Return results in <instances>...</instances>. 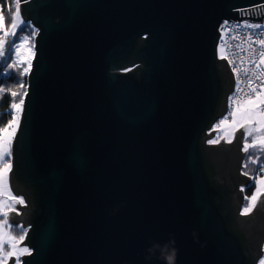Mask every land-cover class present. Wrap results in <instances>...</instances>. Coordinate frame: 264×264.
<instances>
[{"label":"water","instance_id":"95a60500","mask_svg":"<svg viewBox=\"0 0 264 264\" xmlns=\"http://www.w3.org/2000/svg\"><path fill=\"white\" fill-rule=\"evenodd\" d=\"M260 2L21 0L39 29L9 172L23 264H259L264 192L241 214L252 123L208 142L235 85L219 28L263 22L264 4L243 9Z\"/></svg>","mask_w":264,"mask_h":264},{"label":"snow or ice","instance_id":"6c2138e0","mask_svg":"<svg viewBox=\"0 0 264 264\" xmlns=\"http://www.w3.org/2000/svg\"><path fill=\"white\" fill-rule=\"evenodd\" d=\"M25 3L28 2V0H24ZM252 11H255V9H252ZM21 12V0H15V14L11 16L10 18V25L13 29L12 36H13V42L11 47H9L8 52L12 51V48H15L17 55H19L20 46L15 44L16 39H20V37L17 35V32H23L26 28L31 27V25L27 22L21 21L20 24H17V17L20 16ZM0 20H3V17H0ZM244 27L246 28H255L260 29L264 28V25L261 24H253V23H247L245 22ZM221 33L223 35H226L229 31V22L224 21L221 25L220 29ZM29 40V36H24L21 43H26ZM249 40H251V36H249ZM258 43L261 46H264V39H260ZM249 47H251V44H249ZM31 51V49H29ZM6 55L4 51H0V58H3ZM260 57V63H264V51H261L259 53ZM23 64V61H13L9 67H16L17 64ZM257 67H259V64H257ZM32 68V64L30 62L27 63L26 67H23L19 72L18 76L23 77L24 75L29 73V70ZM236 71V69H233ZM19 82V81H18ZM251 84V81H249ZM19 86L21 88H25V85L23 83H20ZM239 90V88H238ZM251 91L255 94V98L253 96H248V105L250 107H247L245 111L242 114V123L241 127H244L246 123H252L253 120L258 116L259 124L261 128H264V109H260V105H264V98H260V93L256 91L255 88H252ZM27 91L25 90L23 95L21 96L19 102H15L12 98H14L17 93L11 92L10 93V101H11V110H16L17 115L20 111H22V106L25 103V97L27 96ZM259 110V111H257ZM10 116H12V112L9 113ZM10 125H13L14 127H11V130L5 129L3 134L0 135V162L3 163V167L0 168V195H3L5 197V201L8 202L7 209L5 208L4 204L5 201H0V257H2L3 261H6L9 258L15 257L13 260V264H23L20 257L24 254H31V251L28 247H18V245L25 239V235L21 234L19 235V239H17L15 236L11 235L12 231V222L9 217V212L16 211L17 214L18 210L13 208L11 206V201H15V203L24 205L25 201L23 198H17L16 196L12 195L10 188L8 187L6 183V174L8 170H10L11 164H10V155H11V141L12 138L15 135L16 128L18 127V120L15 116H12V119L10 121ZM259 131V129H256ZM247 136L244 134L241 135L240 139L242 141V149L245 153L249 151L250 148H255L257 146V138H253L251 143H248L247 137L252 136V130L246 129ZM219 141L217 139L209 140V143L215 144ZM231 142V141H229ZM259 143L261 145H264V138H259ZM261 151H264V147L261 148ZM259 160V157H256L252 162L255 163ZM247 167V165H245ZM261 177H264V167L257 170ZM247 175V173H245ZM257 181L254 180L253 184L254 187L256 185ZM260 184H264V178L259 180ZM261 189L259 187H256V194H254L251 197L252 201H255L257 199V195L260 193ZM249 211L248 208L244 209V212L247 213ZM16 227L19 228L22 232L24 231L23 225L16 224ZM5 246L9 249L8 251H4ZM175 255L174 251L169 252L167 264H171L172 258ZM2 264V262H0ZM260 264H264V259H261Z\"/></svg>","mask_w":264,"mask_h":264},{"label":"rangeland","instance_id":"374dc122","mask_svg":"<svg viewBox=\"0 0 264 264\" xmlns=\"http://www.w3.org/2000/svg\"><path fill=\"white\" fill-rule=\"evenodd\" d=\"M1 17H3V20H0V27H1V29L3 30V37H2V40H1V42H0V45H1V49H0V51L2 50V48H3V46H4V43H5V40H6V37L8 36V35H12V32H13V29L11 28V26H10V24H8L7 23V18L6 17H4V16H2L1 15ZM21 21H24V22H27V23H29V24H31L32 22L31 21H28V20H25L24 18H23V16H22V14L20 13V16L19 17H17V24H20V22ZM34 24V23H33ZM35 25V24H34ZM38 29V28H37ZM38 32H39V29H38V31H34V30H30L29 31V33H26L25 31H23V32H20L19 34H18V36L20 37V39H17V41H16V45H19L20 46V51H19V55H17V53H16V50H15V48H14V53H13V60H15V61H23L24 63L23 64H20V63H18L19 64V66H22V67H26L27 66V63L28 62H30L31 64H32V62H33V58H34V55H35V41H36V37H37V35H38ZM24 36H29V40H28V42H26V43H21V41H22V39H23V37ZM29 49H31V51H29ZM226 57V51H225V49L223 48V47H219L218 48V58L219 59H222V58H225ZM32 69V68H31ZM31 69L29 70V73L28 74H26V75H24V76H28V75H30V73H31ZM23 76V77H24ZM230 96H231V94H230ZM260 98H264V89H263V92H262V95L260 96ZM247 107H250L249 105H248V100H245V101H243V102H240L237 106H236V108H234L233 110H231V112H232V115L229 117L228 115L227 116H225V117H223V119H224V121H223V126L225 127L223 130H224V134L226 135H228L229 137H228V139H226V138H224L225 139V142L226 143H232L233 141H234V134H235V132L237 131V130H239V129H241L242 127H241V123H242V114H243V112L245 111V109L247 108ZM260 109H264V105H260ZM22 110H23V106H22ZM257 111H259V110H257ZM22 111H20L19 112V114L18 115H16L15 117H16V119L18 120V127L16 128V131H15V135H14V137L12 138V141H11V151H13V142H14V138H15V136H16V133H17V131H18V129H19V126H20V122H21V113ZM259 117L257 116L254 120H253V122H252V124H250L249 125V127L247 128L248 130H252V136L251 137H247V140H248V143H251L252 142V140H253V138H257V146L255 147V148H250V152L254 155V152H258V151H260L261 150V148L262 147H264V145H261L260 143H259V138H264V128H261L260 127V124H259ZM255 120H256V122H255ZM11 127H14L13 125H11V126H9V127H7L6 129H9V130H11ZM256 129H259V131H257ZM213 131L214 130H217V129H212ZM221 131L220 130H217V131H215V136L212 138V139H217V140H219V142L218 143H215V144H219L220 142H221V139H219V136H218V134L220 133ZM218 133V134H217ZM245 136H247V132L245 133ZM211 139V140H212ZM229 141H231V142H229ZM209 143V142H208ZM211 144V143H210ZM241 151L242 152H244L243 151V149H242V146H241ZM12 153L13 152H11V155H12ZM248 153V152H247ZM247 153H246V156H247ZM246 156L244 157V159H243V166H242V168L240 169V171H241V174L242 175H245V173H247V175L246 176H249L250 178H251V181H252V177H251V175H252V173H251V171L253 172L254 171V169L252 168L251 169V171H249V172H247L246 170H244V161H245V159H246ZM10 157H12V156H10ZM10 164H11V167H10V170L12 169V167H13V161L10 159ZM3 167V163H1L0 162V168H2ZM262 167H264V162H263V165H262ZM261 167V168H262ZM10 170H8V172H7V174H6V183H7V185H8V187L10 188V190H11V193H13L12 192V189H11V186H10V181H9V172H10ZM262 178H264V177H261V175H258V177H257V179H256V181H257V183H256V187H259L260 189H261V191H260V193L257 195V199L255 200V201H252L251 200V197L254 195V194H256V188H255V191H254V193L252 194V196H249L248 198H247V200H246V198H245V201H244V206H243V208L241 209V214L242 215H246V214H248V213H251V211L253 210V208H254V206H255V204H256V202H257V200H258V198L260 197V195L264 192V184H260L259 183V180L260 179H262ZM250 182H248V184H249ZM247 184V185H248ZM244 185H241V190H244ZM17 198H23V200L25 201V199H24V196H16ZM0 201H5V197L3 196V195H0ZM11 203V202H10ZM24 205H27V203L25 202V204ZM4 206H5V208H7V206H8V202H6L5 201V204H4ZM11 206H13V208H15L16 207V203H15V201H12V204H11ZM21 206H23V205H21ZM245 208H248L249 209V211L247 212V213H245L244 212V209ZM18 213L20 214V210H18ZM16 224H21V225H23L22 224V222H20V223H12V226L13 225H16ZM23 228H24V230H26V233H25V239H26V234H27V231H28V229H29V225H23ZM11 235H13V236H15L17 239H19V236H17L18 235V233L17 234H14V233H12V231H11ZM25 239L18 245V247H28L29 249H30V251H31V248L26 244V242H25ZM9 249L6 247L5 249H4V251H8ZM263 252H264V244H263ZM25 255H27V254H24V255H22L21 257H20V259H21V261H22V257L23 256H25ZM1 259H0V262H2V264L3 263H8L9 262V259H7L6 261H3L2 260V257H0ZM14 259H15V257H14ZM261 259H264V254H263V256L261 257ZM261 259H260V261H261ZM260 261H259V264H260Z\"/></svg>","mask_w":264,"mask_h":264},{"label":"built area","instance_id":"2783aa9c","mask_svg":"<svg viewBox=\"0 0 264 264\" xmlns=\"http://www.w3.org/2000/svg\"><path fill=\"white\" fill-rule=\"evenodd\" d=\"M262 4L264 2L243 9ZM230 20H224L229 22V31L226 35L221 33L220 26L218 40V48L223 47L225 49V59L228 61L235 77L234 90L229 98L228 111L223 117L228 114L230 117L232 115L231 110L236 108L240 102L247 100L248 96L255 98V94L251 91L252 88H255L260 93V96L264 89V63H260L259 57V53L264 51V46L258 43L260 39H264V28L255 29L244 27L245 22L264 25V20L263 22H252L247 19ZM249 36H251V40H249ZM249 44H251V47H249ZM257 64H259V67H257ZM233 69H236V71ZM249 81H251V84ZM223 117L217 118L212 125V129L219 130L220 125L225 119Z\"/></svg>","mask_w":264,"mask_h":264},{"label":"trees","instance_id":"16d2710c","mask_svg":"<svg viewBox=\"0 0 264 264\" xmlns=\"http://www.w3.org/2000/svg\"><path fill=\"white\" fill-rule=\"evenodd\" d=\"M14 14H15V0H0V17L1 15L6 17L7 23L10 24V18ZM30 25L31 27H28L24 30L26 33H29L30 30L38 31L37 29L38 27L36 25H34L33 23H31ZM19 33L20 32H17V35ZM2 37H3V30L0 27V42L2 40ZM16 41L17 39L15 40V43ZM12 42H13V36L8 35L6 37L4 46L1 50L4 51L6 55L3 58H0V135L3 134L4 130L7 127L11 126L10 121L12 119V116L17 115L16 110H11L10 93L11 92L17 93V95L12 99L18 103L24 91L26 90L28 92V88L30 84V75L24 77L18 76V72L23 68L22 66H19V64H17L16 67H9V65L13 61H15L13 60L14 48H12L11 52H8V49L9 47H11ZM0 49H1V45H0ZM20 83H23L25 85V88H21L19 86ZM10 111L12 112V116L9 115ZM20 114L22 117L23 110ZM256 157H259V160L253 163L252 161L256 159ZM10 159L13 161V156L10 157ZM263 162H264V151L260 150L258 152H254L253 155L249 149L246 159L244 161V170L249 172L253 168L254 171L253 172L251 171V173L253 174L251 175L252 181L244 188L245 196L247 198L251 196L255 191L256 185L254 187L253 181L258 177V175H260V173L257 170L262 167ZM245 165H247V167H245ZM12 233L14 234L18 233L17 236L21 234L25 235L26 230L22 232L19 228L16 227V225H13Z\"/></svg>","mask_w":264,"mask_h":264},{"label":"flooded vegetation","instance_id":"af4514ba","mask_svg":"<svg viewBox=\"0 0 264 264\" xmlns=\"http://www.w3.org/2000/svg\"><path fill=\"white\" fill-rule=\"evenodd\" d=\"M136 67V66H135ZM135 67H128V68H125V70H124V72H127V71H130V70H132V69H134ZM229 77H227L226 78V82H227V84H229L230 83V79H228ZM230 98V97H229ZM223 124V123H222ZM224 132V130L223 131H221L219 134H218V136H219V139H222V138H226V139H228V135L226 134H224L223 133ZM219 141V140H218ZM253 175V174H252ZM252 177V176H251ZM257 179V178H256ZM255 179V180H256ZM254 193V192H253ZM252 196V195H251ZM245 198H246V200H247V197L245 196Z\"/></svg>","mask_w":264,"mask_h":264},{"label":"crops","instance_id":"0c3cea01","mask_svg":"<svg viewBox=\"0 0 264 264\" xmlns=\"http://www.w3.org/2000/svg\"><path fill=\"white\" fill-rule=\"evenodd\" d=\"M12 144V143H11ZM12 149V148H11ZM12 152V151H11ZM10 156H13V153H12V155H10ZM2 163V162H1ZM13 168V167H12ZM11 186V185H10ZM13 192V191H12ZM12 195H14V196H20V195H15L14 194V192L12 193ZM22 196V195H21ZM26 202V201H25ZM11 204H12V201H11ZM13 207V206H12ZM7 209V208H6ZM15 209H17V210H20V212L22 211L20 208H18L17 206L15 207ZM16 214H17V212L16 211H14ZM7 246H5V248H6ZM4 248V249H5ZM1 259V258H0ZM3 264H5V263H3Z\"/></svg>","mask_w":264,"mask_h":264},{"label":"bare ground","instance_id":"6f19581e","mask_svg":"<svg viewBox=\"0 0 264 264\" xmlns=\"http://www.w3.org/2000/svg\"><path fill=\"white\" fill-rule=\"evenodd\" d=\"M261 95H262V94H261ZM223 127H224V126L221 124L219 130H220V131H223V129H224ZM222 128H223V129H222ZM244 194H245V192H244Z\"/></svg>","mask_w":264,"mask_h":264},{"label":"clouds","instance_id":"9594fccd","mask_svg":"<svg viewBox=\"0 0 264 264\" xmlns=\"http://www.w3.org/2000/svg\"><path fill=\"white\" fill-rule=\"evenodd\" d=\"M174 257V256H173ZM171 264H174V260L172 259Z\"/></svg>","mask_w":264,"mask_h":264}]
</instances>
